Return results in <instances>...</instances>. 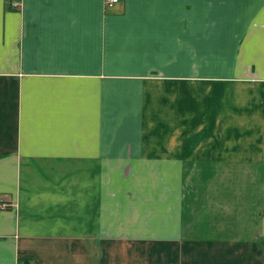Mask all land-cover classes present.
<instances>
[{"label": "crops", "instance_id": "0c3cea01", "mask_svg": "<svg viewBox=\"0 0 264 264\" xmlns=\"http://www.w3.org/2000/svg\"><path fill=\"white\" fill-rule=\"evenodd\" d=\"M0 200V264H264V0H0Z\"/></svg>", "mask_w": 264, "mask_h": 264}, {"label": "built area", "instance_id": "2783aa9c", "mask_svg": "<svg viewBox=\"0 0 264 264\" xmlns=\"http://www.w3.org/2000/svg\"><path fill=\"white\" fill-rule=\"evenodd\" d=\"M122 0H105V6L108 8H112L119 4ZM15 7L19 6V4H14ZM9 205L7 203H3L0 200V210H4L8 207Z\"/></svg>", "mask_w": 264, "mask_h": 264}, {"label": "trees", "instance_id": "16d2710c", "mask_svg": "<svg viewBox=\"0 0 264 264\" xmlns=\"http://www.w3.org/2000/svg\"><path fill=\"white\" fill-rule=\"evenodd\" d=\"M19 6H17V7H15V8H18ZM32 260H30V259H21L20 260V263L19 264H30V262H31Z\"/></svg>", "mask_w": 264, "mask_h": 264}]
</instances>
